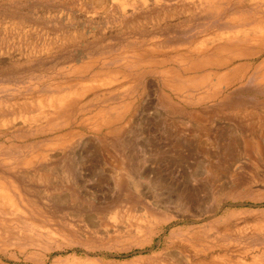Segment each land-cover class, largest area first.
<instances>
[{
  "label": "rangeland",
  "instance_id": "rangeland-1",
  "mask_svg": "<svg viewBox=\"0 0 264 264\" xmlns=\"http://www.w3.org/2000/svg\"><path fill=\"white\" fill-rule=\"evenodd\" d=\"M0 264H264V0H0Z\"/></svg>",
  "mask_w": 264,
  "mask_h": 264
},
{
  "label": "bare ground",
  "instance_id": "bare-ground-1",
  "mask_svg": "<svg viewBox=\"0 0 264 264\" xmlns=\"http://www.w3.org/2000/svg\"><path fill=\"white\" fill-rule=\"evenodd\" d=\"M262 25V24H261ZM261 27V26H260ZM261 28H263V27H261ZM263 33V32H262ZM260 35V34H259ZM244 37V36H243ZM261 37V36H260ZM258 39H259V37H258ZM53 110V109H52ZM237 122L239 123L240 122V124H241V122H243V121H238V119H237ZM248 124V123H247ZM246 144V143H245ZM135 184V183H134ZM148 221V220H147Z\"/></svg>",
  "mask_w": 264,
  "mask_h": 264
}]
</instances>
